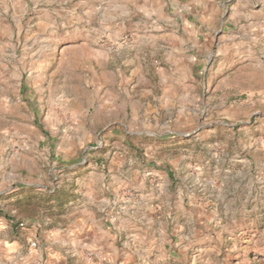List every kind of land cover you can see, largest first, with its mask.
<instances>
[{"label": "rangeland", "instance_id": "374dc122", "mask_svg": "<svg viewBox=\"0 0 264 264\" xmlns=\"http://www.w3.org/2000/svg\"><path fill=\"white\" fill-rule=\"evenodd\" d=\"M59 8L57 1L0 0V264H264V47L250 41L254 36H244L253 44L242 53L250 64L236 76L226 71L234 53H221L214 44L197 57L205 68L196 71L200 84L193 118L175 117L187 105L177 100L157 115L154 132H144L146 126L133 118L130 132L117 135L114 123L105 129L92 123L98 92L94 71L100 68L96 52L116 57L132 52L131 66L138 62L136 55L146 57L150 72L161 68L166 77L172 61L164 56L172 55L171 49H119L117 54V47L132 42L134 23L126 13L128 24L111 44L97 29L66 41L60 27L48 20ZM135 9L129 17H141ZM197 10L175 4L168 11L179 14H166L173 19L166 26H198L214 36L240 24L244 35L245 28L250 31L245 20L204 24ZM182 53L177 58L186 79L190 51ZM137 79L131 95L141 100L122 115L128 125L131 114L146 108L140 95L149 82L141 75ZM122 155L138 158L141 170L167 174V182L147 174L143 183L144 175L128 161L123 172L135 182L123 191L145 202L153 193L160 207L115 204L101 213V243H67L60 232L71 220L70 207L81 199L78 181L92 168L87 165H107ZM52 236L61 239L60 255L35 253L51 247ZM29 252L34 253L28 260Z\"/></svg>", "mask_w": 264, "mask_h": 264}, {"label": "crops", "instance_id": "0c3cea01", "mask_svg": "<svg viewBox=\"0 0 264 264\" xmlns=\"http://www.w3.org/2000/svg\"><path fill=\"white\" fill-rule=\"evenodd\" d=\"M31 1V0H30ZM45 1V0H44ZM57 1L60 5V12L57 16H49L50 22H54L57 27H60L62 38L65 40L73 39V36L79 34L80 31L96 30L100 35H107L110 44L119 37L127 26L124 14H127L128 20L134 23V31L131 33V44L121 45L117 47V54L121 51L128 49H136L137 52L146 50L148 48H164L169 47L167 54L164 57L172 61L170 67V75L164 77L161 68L154 70L148 69L152 62L146 57H136L138 62L131 66V59L128 54L114 56L107 54L97 53L96 66L99 68L94 71L97 76L98 88L97 95L93 101L94 111L92 123L97 122L99 127L105 129L114 123V132L129 133V127L133 128V118L139 121V124L146 126L144 132H154L159 126V116L164 112H168L170 107L175 106L174 101H183L187 105L178 108L175 117L180 119L193 118L196 114L193 104L196 94V88L200 81L197 79L196 71L204 69L202 63L198 61L197 57L203 52L208 51L212 46L218 43L219 51L221 53H234L235 60L232 67L227 68L229 73L241 72L244 64H250L247 60H243L244 46L253 44L250 41H256L264 47V0H48ZM183 3L187 8L193 9L201 14L200 20L205 24H211L225 19L230 20H245L250 24L249 33L244 35L243 24L229 30V34L216 36L210 31L201 30L196 27L193 29L180 30L177 27L171 26L168 28L166 25L167 20L173 21L168 15H178L179 12H170L168 9L174 7L175 4ZM229 2V7H223L224 3ZM133 6L136 7L135 11H141V17H129L132 12ZM179 6V5H178ZM184 8V7H183ZM57 19V20H56ZM175 23V22H174ZM169 24V23H168ZM193 24V23H192ZM196 25V23H195ZM166 26V27H163ZM100 31V32H99ZM81 33V32H80ZM254 36L253 40L247 41L244 36ZM78 37V36H77ZM257 43V44H258ZM107 52H112V48ZM160 49V50H161ZM189 50L187 54L186 71L187 78H183V63L182 60L177 58L178 54ZM175 54H177L175 56ZM149 56V54H146ZM152 56V55H150ZM175 58V59H173ZM143 59V60H142ZM95 63V62H94ZM223 65V64H222ZM226 66V63L224 64ZM101 66H105L102 69ZM141 75L145 81L149 82V87L141 90V95L144 96L141 104L146 105L144 113L135 111L131 114V125H128L123 119L122 115L127 113V110L135 109L136 102L140 103V98L137 100L131 95L132 90L138 84L137 76ZM236 85L240 80L235 82ZM134 102V104H133ZM153 102V104H152ZM178 106V105H177ZM152 116L154 119H152ZM130 119V118H129ZM136 121V124L137 122ZM154 123V124H153ZM112 132V131H109ZM108 143V142H107ZM156 147V146H154ZM149 149H153L151 146ZM132 156V155H131ZM151 159V158H150ZM140 160V159H139ZM147 160L143 158V161ZM134 163L137 171L143 174V183L147 181L148 175H157L161 178L162 182L168 181V176L161 173L155 168L140 169L138 158L129 157L126 155L113 156L107 165L92 163L87 167H92L88 174L82 180H79L78 191L81 194V199L77 204H73L70 208L73 209L71 220L66 224L67 226L61 229L67 237V243L73 244L75 247L91 246L93 243H101L100 232L104 231V224L101 223V213L107 211L109 208H115V204H123L120 208H158V200H153L156 197L151 193L148 196L149 201L145 202L143 198H137L134 194L129 195L122 189L130 187L133 189L135 182L129 178L124 177L125 164ZM158 173V174H157ZM157 180V178H155ZM134 186V187H133ZM111 196H116L117 201H113ZM114 198V197H113ZM117 202V203H116ZM154 204V205H152ZM64 230V231H63ZM105 237V235H103ZM59 236L50 237L51 247L40 248L35 253H46L49 256L58 257V243L60 242ZM16 245L12 248L17 250L19 247L18 241H14ZM94 245V244H93ZM45 251V252H44ZM34 252L26 254L28 260ZM18 254L21 252L18 250Z\"/></svg>", "mask_w": 264, "mask_h": 264}, {"label": "built area", "instance_id": "2783aa9c", "mask_svg": "<svg viewBox=\"0 0 264 264\" xmlns=\"http://www.w3.org/2000/svg\"><path fill=\"white\" fill-rule=\"evenodd\" d=\"M20 226H22V227H23V226H25V224H24V223H20ZM32 244H33L34 246L36 245V243H35V242H33Z\"/></svg>", "mask_w": 264, "mask_h": 264}]
</instances>
